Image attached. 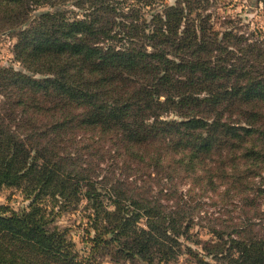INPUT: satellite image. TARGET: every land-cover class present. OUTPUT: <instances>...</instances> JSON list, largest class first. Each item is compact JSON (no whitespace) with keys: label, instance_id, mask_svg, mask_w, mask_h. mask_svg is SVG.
<instances>
[{"label":"trees","instance_id":"16d2710c","mask_svg":"<svg viewBox=\"0 0 264 264\" xmlns=\"http://www.w3.org/2000/svg\"><path fill=\"white\" fill-rule=\"evenodd\" d=\"M213 6L0 0V190L28 202L0 205V264H264V51ZM207 194L237 215L201 242L214 263L184 244Z\"/></svg>","mask_w":264,"mask_h":264},{"label":"rangeland","instance_id":"374dc122","mask_svg":"<svg viewBox=\"0 0 264 264\" xmlns=\"http://www.w3.org/2000/svg\"><path fill=\"white\" fill-rule=\"evenodd\" d=\"M167 4H173L174 0H163ZM215 6L210 8L213 15L212 23L215 30L222 31L231 28L237 35H243L249 42L262 46L264 51V0H214ZM15 40L9 37H0V66L15 65L13 63L12 46ZM180 185V184H179ZM169 185H166V187ZM189 185L184 184L178 186V193L184 194ZM205 204L200 211V214L195 216L194 225L192 227V234L190 241H185L188 247L193 252L202 255L206 261L212 260L206 258L201 250V242L211 240L210 226L213 224L215 218L227 219L229 216L237 217L235 206L221 205L215 197H207L202 200ZM28 202L24 196L16 190L2 188L0 190V205L8 206L14 211H18L25 207ZM260 213L264 215V204L259 207ZM56 225L60 230H67V235L72 239L76 245V250L82 256L84 255L81 237L83 235V225L85 221L81 220V216L77 213H66L56 219ZM259 228L263 232L264 216L259 221H256ZM200 240V244L196 245L194 241ZM102 264H115L107 257L102 258ZM140 264V263H138ZM169 264H196L192 256L183 251L177 260Z\"/></svg>","mask_w":264,"mask_h":264}]
</instances>
